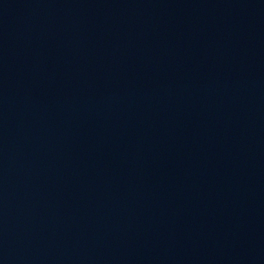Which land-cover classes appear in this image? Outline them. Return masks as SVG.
I'll return each mask as SVG.
<instances>
[{
    "label": "water",
    "instance_id": "95a60500",
    "mask_svg": "<svg viewBox=\"0 0 264 264\" xmlns=\"http://www.w3.org/2000/svg\"><path fill=\"white\" fill-rule=\"evenodd\" d=\"M0 264H264V0H0Z\"/></svg>",
    "mask_w": 264,
    "mask_h": 264
}]
</instances>
